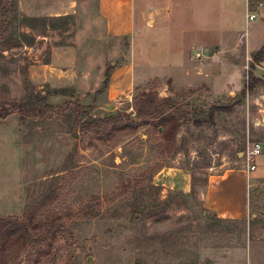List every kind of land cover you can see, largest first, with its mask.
Here are the masks:
<instances>
[{"label":"rangeland","instance_id":"374dc122","mask_svg":"<svg viewBox=\"0 0 264 264\" xmlns=\"http://www.w3.org/2000/svg\"><path fill=\"white\" fill-rule=\"evenodd\" d=\"M75 1L81 10L60 17L42 15L51 0H6L1 11L0 108L14 101L25 113L15 110L0 120V218L25 219L31 213L39 223L57 217L64 222L54 237L35 232L43 239L28 243L14 264H190L191 251L192 264H214L208 250L231 252L233 234L240 236L234 257L243 264L248 226L216 222L203 206L201 189L208 167L225 164V154L231 162L226 166L241 165L238 152L245 151L249 135L264 142V97L257 96L262 101L254 103L257 123L251 126L247 91L218 102L208 100L205 87L175 91L172 79L144 71L145 61L136 53L139 28L105 37L100 21L90 25L81 14L94 2ZM150 16L146 12V20ZM145 27L152 30V21ZM192 36L184 42L201 39ZM190 51L195 56L194 49L187 56ZM156 57L159 63L149 61V71L172 73L179 85L203 77L185 76L189 64H175L171 55ZM252 58L243 71L238 66L239 76L262 81L255 71L264 55ZM124 64H130V96L116 99L117 108L97 109L99 95ZM50 66L63 70L58 79ZM149 91L185 106L188 122L175 137L162 135L155 124L110 137L103 129H87L95 119L118 113L135 118V96ZM217 107L227 109L211 116ZM175 165L193 170L192 191L170 187L167 175ZM251 195V212L259 215L251 225L264 228V180ZM221 257L229 262L233 256Z\"/></svg>","mask_w":264,"mask_h":264},{"label":"crops","instance_id":"0c3cea01","mask_svg":"<svg viewBox=\"0 0 264 264\" xmlns=\"http://www.w3.org/2000/svg\"><path fill=\"white\" fill-rule=\"evenodd\" d=\"M92 1L94 6L83 8L81 14L84 17L87 16L90 25L96 20L100 21L105 37L127 36L133 34L138 28L139 32H143L138 39L136 53L141 61H145L142 66L146 73L152 72V77L172 79L177 92L205 87L207 98L211 102L232 99L246 89V83H248L246 76L241 78L237 68L240 66L243 71L253 59V55L264 47V0ZM76 6L80 7L75 0L74 2L51 0L46 9L42 6L41 13L51 17L67 16L75 13L76 10H81ZM148 11H151V18L146 20ZM150 21H152V30L145 27V23L150 24ZM194 33L201 38L200 41L184 42L187 34L192 36ZM194 39L197 40V38ZM149 41L153 42V50L148 46ZM190 49L195 50V56L191 51L190 56H187V50ZM201 51L203 54L199 58L197 53ZM158 54L175 57L172 62L180 66L182 61L185 64L188 63V67L185 65V76H195L194 80L203 76L202 79L198 82L190 81L186 85H179L172 73L160 75V73H154V70L149 71L151 68L149 61L152 60L154 65L159 63L158 57H156ZM169 65L172 63L170 62ZM261 65L256 69L255 74L262 75V77L260 76L262 81L248 92V118L251 126L257 123L254 103L262 101L257 96L264 97V63ZM97 68L98 66L95 67V69ZM129 68L130 64H124L114 70L108 88L98 97L97 104L99 106L97 109H107L108 106L113 105L117 108L116 99L122 98V94L130 96L128 90ZM48 69L50 75L57 79L63 71L55 66H50ZM73 70L80 71L79 68ZM96 76V73L91 74L90 77L87 74L84 75L85 78L91 79ZM76 77H80V75ZM147 77L144 76L143 79ZM206 79H213L215 82L212 83ZM215 117V121L220 122L219 112ZM243 135L241 140L244 138ZM179 138L181 136H178V141ZM249 139L254 140L250 138V135ZM233 142L231 140L232 145ZM261 143L264 146V142ZM243 153L238 152V156L243 155L240 161L241 165L238 167L225 165L231 163L230 159L227 160L229 158L227 154L224 155L226 156L225 164L208 167V175L201 189V199L203 206L212 214L211 216L216 222L233 225L236 223V226L245 223L248 226L246 232L248 250H246L247 255L243 264H264V228L251 225V222L259 217L257 213L251 212V192L264 180V149L263 153L257 157V167L253 171L246 169ZM169 169L167 181L170 187H176L186 193L192 191L194 172L191 168L175 165ZM231 240V252L230 250H208L209 257L214 256V264H242L239 256L234 257L235 248L240 247V236L233 234ZM230 253L233 257L229 262L221 260L223 257L218 258V255L228 256ZM191 255L192 251L188 256L190 264L194 263Z\"/></svg>","mask_w":264,"mask_h":264},{"label":"trees","instance_id":"16d2710c","mask_svg":"<svg viewBox=\"0 0 264 264\" xmlns=\"http://www.w3.org/2000/svg\"><path fill=\"white\" fill-rule=\"evenodd\" d=\"M6 0H0V33L2 32L1 11ZM6 30V28L4 29ZM264 47L256 53L257 58L263 57ZM260 80L248 77L245 92L252 91ZM135 118L130 114L118 113L106 118H97L90 122L87 129H103L107 136L114 135L117 131H137L142 125L155 124L162 135L174 137L183 124L188 122L189 114L176 100L172 98H160L156 91L142 92L134 98ZM226 107L213 108V113L217 110H224ZM24 112V108L16 102H6L0 108V120L7 118L12 111ZM170 124V125H169ZM64 229V222L59 217L47 223L35 221L33 214L28 213L25 219L17 217L0 218V264H14L22 250L28 243L39 242L43 237L35 238V232H43L45 238L48 235L53 237ZM42 238V239H40Z\"/></svg>","mask_w":264,"mask_h":264},{"label":"built area","instance_id":"2783aa9c","mask_svg":"<svg viewBox=\"0 0 264 264\" xmlns=\"http://www.w3.org/2000/svg\"><path fill=\"white\" fill-rule=\"evenodd\" d=\"M202 54L203 51L197 53V57L201 58ZM263 149L264 146L259 141L249 140L247 142L244 157L246 160L245 167L248 171H253L257 167V157L263 153Z\"/></svg>","mask_w":264,"mask_h":264},{"label":"water","instance_id":"95a60500","mask_svg":"<svg viewBox=\"0 0 264 264\" xmlns=\"http://www.w3.org/2000/svg\"><path fill=\"white\" fill-rule=\"evenodd\" d=\"M137 264H141V262H138Z\"/></svg>","mask_w":264,"mask_h":264}]
</instances>
